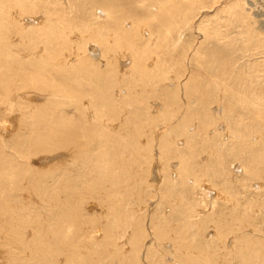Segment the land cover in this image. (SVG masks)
Wrapping results in <instances>:
<instances>
[{"label":"rangeland","instance_id":"rangeland-1","mask_svg":"<svg viewBox=\"0 0 264 264\" xmlns=\"http://www.w3.org/2000/svg\"><path fill=\"white\" fill-rule=\"evenodd\" d=\"M0 155V264H264V1L0 0Z\"/></svg>","mask_w":264,"mask_h":264},{"label":"bare ground","instance_id":"bare-ground-1","mask_svg":"<svg viewBox=\"0 0 264 264\" xmlns=\"http://www.w3.org/2000/svg\"><path fill=\"white\" fill-rule=\"evenodd\" d=\"M263 1H264V0H263ZM123 32H124V31H123ZM49 49H50V48H49ZM90 49H91V53H96V51H95L96 48H93V47H92V48H90ZM45 50H46V49H45ZM103 53H105L104 50H103ZM133 53H134V51H133ZM52 54H53V53H52ZM54 54H55V52H54ZM96 54H97V53H96ZM96 54H94V55H96ZM134 54H135V53H134ZM136 54H137V53H136ZM49 55H50V54H49ZM55 55H56V54H55ZM18 62H20V61H18ZM133 66H135V65L133 64ZM137 67H139V66H137ZM1 76H2V75H1ZM28 78H29V77H28ZM31 78H32V77H31ZM32 80H33V79H32ZM32 80H31V81H32ZM144 80H145V79H144ZM2 82H3V81H2ZM35 82H37V81H35ZM26 83H27V82H26ZM28 83H29V82H28ZM5 84H6V83H5ZM34 84H35V83H34ZM37 84H38V83H37ZM39 85H41V84H39ZM35 86H36V85H35ZM46 86H47L46 88H48V83H47ZM25 87H26V86H25ZM37 87H38V85H37ZM42 88H43V85H42ZM53 91H54V88H53ZM53 91H52V92H53ZM87 94H88V93H87ZM52 105H53V104H52ZM52 105H51V107H52ZM44 106H46V105H44ZM48 106H50V104H49ZM44 109H45V108H44ZM44 109H42V111H44ZM45 112H46V111H45ZM46 122H47V120H46ZM66 122H67V121H66ZM22 127H23V125H22ZM34 129H35V128H34ZM63 130H64V129H63ZM72 130H73V129H72ZM36 131H37V130H36ZM56 132H57V130H56ZM56 132H54V133H56ZM64 132H65V131H64ZM35 133H36V132H35ZM67 133H68V131H67ZM19 134H20V133H19ZM36 135H37V134H36ZM76 135H77V134H76ZM31 136H32V134H31ZM47 136H48V135H47ZM108 136L110 137V135H108ZM39 137H40V136H39ZM77 137H78V136H77ZM105 137H106V136H105ZM73 138H74V137H73ZM107 138H108V137H107ZM41 139H42V138H41ZM55 139H56V137H55ZM110 139H111V138H110ZM112 139H113V138H112ZM35 140H36V139H35ZM44 140H45V139H44ZM61 140H62V139H61ZM65 140L67 141V138H66ZM65 140H63V142H64ZM114 140H115V139H114ZM114 140H113V141H114ZM36 141H37V140H36ZM45 141H46V140H45ZM39 142H40V141H39ZM48 142H49V141H48ZM48 142H47V143H48ZM57 142H58V141H57ZM68 142H70V141H68ZM111 142H112V141H111ZM111 142H110V143H111ZM20 143H21V142H20ZM34 143H35V141H34ZM34 143H33V144H34ZM43 143H44V142H43ZM43 143L40 142V143H38V145L40 144V146H42ZM45 143H46V142H45ZM79 143H80V142H79ZM18 144H19V143H18ZM21 144H24V142H22ZM27 144H28V143H27ZM36 144H37V142H36ZM69 144H70V143H69ZM71 144H72V143H71ZM71 144H70V145H71ZM111 144H112V143H111ZM28 145H30V143H29ZM34 145H35V144H34ZM48 145H50V144H48ZM79 145H80V144H79ZM22 146H23V145H22ZM22 146H21V147H22ZM25 146H26V145H25ZM31 146H32V144H31ZM43 146H45V144H43ZM51 146H52V145H51ZM53 146H54V145H53ZM65 146H66V145H64V147H65ZM67 146H68V145H67ZM86 146H87V145H86ZM32 147H34V146H32ZM36 147H37V146H36ZM56 147H57V144H56ZM70 147H71V146H70ZM70 147H69V148H70ZM73 147H76V146H73ZM80 147H81V146H80ZM25 148H26V147H25ZM25 148H24V150H25ZM39 148H40V147H39ZM52 148H53V147H51V149H52ZM82 148H84V147H82ZM14 149H15V148H14ZM20 149H21V148H20ZM31 149H32V148H31ZM44 149H46V148L44 147ZM53 149H54V148H53ZM55 149H57V148H55ZM55 149H54V150H55ZM65 149H66V148H65ZM77 149H78V148H77ZM37 150H38V149H37ZM58 150H59V149H58ZM83 150L85 151V149H83ZM15 151H16V150H15ZM39 151H40V150H39ZM51 151H52V150H50V152H51ZM27 152H28V150H27ZM29 152H30V151H29ZM29 152H28V154H29ZM47 152H48V151H47ZM47 152H45V153H47ZM52 152H53V151H52ZM82 152H83V151H82ZM21 154H22L21 157H24V156H23V153H21ZM30 154L32 155V153H30ZM34 154H36V153H34ZM24 155H25V154H24ZM0 156H1V155H0ZM105 157H106V156H105ZM24 158H25V157H24ZM26 158H28V157H26ZM73 158H74V157H73ZM48 160H49V159H48ZM6 161H7V160H6ZM7 162H8V161H7ZM50 162H51V161H50ZM2 163L4 164V162H2ZM58 163H59V162H58ZM115 164H116V163H115ZM55 166H58V165H55ZM116 166H117V165H116ZM4 167H5V166H4ZM6 167H7V166H6ZM9 168H11V167H9ZM15 168H16V167H15ZM47 168H48V167H47ZM49 168H50V167H49ZM52 168H53V167H52ZM52 168H50V169L52 170ZM59 168H60V167H59ZM2 169L4 170V168H2ZM108 169H109V168H108ZM0 170H1V169H0ZM10 170L12 171V169H10ZM47 170H48V169H47ZM51 170H50V171H51ZM4 171H5V170H4ZM48 171H49V170H48ZM53 171H55V170H52V171L50 172V176H53V173H54ZM68 171H69V170H68ZM68 171H63V174H62L61 176H59V177H58V175H57V177H58L57 180H56V181H57V184H59L60 186H62V188H64L63 177L67 178L65 172H68ZM6 172H8V171H6ZM8 173H9V172H8ZM10 173H11V172H10ZM13 173H14V171H13ZM69 173H70V172H69ZM14 174H15V173H14ZM4 175H5V173H4ZM11 175H12V174H11ZM113 175H114V174H113ZM5 177H6V176H5ZM18 177H19V175H18ZM112 177H113V176H112ZM120 177H121V176H120ZM19 178H20V177H19ZM37 178H38V177H37ZM37 178H36V180H38ZM110 178H111V177H110ZM17 180H18V179H16L15 182H16ZM21 180H22V179H21ZM117 180H118V179H117ZM3 181H4V179H3ZM8 181H10V180H8ZM19 181H20V180H19ZM23 181H24V180H23ZM4 182H6V181H4ZM11 182H13V181L11 180ZM15 182H14V183H15ZM64 182H66V181H64ZM25 183H26V182H25ZM115 183H116V182H115ZM6 184H7V183H6ZM16 184H17V183H16ZM66 184H67V183H66ZM7 185H8V184H7ZM11 185H12V184H11ZM40 185H41V184H40ZM18 186H19V185H18ZM18 186H17V187H18ZM23 186H24V185H23ZM26 186H27V185H26ZM35 186H36V185H35ZM41 186H42V185H41ZM41 186H39V187L42 188ZM65 186H66V185H65ZM14 187H15V186H14ZM20 187H21V185H20ZM3 188H5V187H4V185H2V181H0V192L3 190ZM23 188H24V187H23ZM31 188H32V187H31ZM37 188H38V186H37ZM66 188H67V187H66ZM93 188H94V187H93ZM96 188H97V187H95V189H96ZM27 189H28V188H27ZM21 190H22V189H21ZM39 190H40V189H39ZM48 190L50 191L51 189H48ZM91 190H92V189H91ZM22 191H23V190H22ZM36 191H37V190H36ZM40 191H41V193H43L42 190H40ZM49 191H48V192H49ZM77 191H78V190H77ZM96 191H98V190L96 189ZM27 192H29V193H30V192H31V193L33 192V193H34V189L32 188V191L29 190V191H27ZM37 192H39V191H37ZM45 192H46V191L44 190V193H45ZM6 193H7V192H5V195H7ZM25 193H26V192H25ZM25 193H24V194H25ZM29 193H28V194H29ZM33 193H32V194H33ZM57 193H58V192H57ZM92 193H93V192H92ZM32 194H31V195H32ZM36 194H37V193H36ZM45 194H46V193H45ZM50 194H51V192H50ZM50 194H49V195H50ZM71 194H72V193H71ZM73 194H75V193H73ZM89 194H90V193H89ZM111 194H112V193H111ZM25 195H26V194H25ZM46 195H48V194H46ZM46 195H45V198L47 197ZM49 195H48V196H49ZM55 195H56V193H55ZM66 195L69 196L68 193H67ZM66 195H65V198H66ZM43 196H44V194H42V197H43ZM52 196H53V193H52ZM57 196H58V195H57ZM80 196H81V195H80ZM107 196H109V195H107ZM2 197H3V196L0 194V199H1V200H2ZM39 197H40V196H39ZM49 197H50V196H49ZM54 197H55V196L51 197V198H52L51 200L54 201V199H53ZM40 198H41V197H40ZM47 198H48V197H47ZM47 198H46V199H47ZM59 198H61V197H59ZM76 198H77V197H76ZM98 198H99V197H98ZM38 199H39V198H38ZM46 199H45V200H46ZM55 199H56V198H55ZM57 199H58V198H57ZM61 199H62V198H61ZM41 200H42V198H41ZM47 200H48V199H47ZM51 200H49V201H51ZM49 201H48V202H49ZM0 202H1V201H0ZM3 202H4V201H3ZM39 202H42V201H39ZM45 202H46V201H45ZM45 202H42V203H45ZM74 202H75L74 205H76V199H75V198H70V201H68V202H63V204H64V205L66 204V205H67V208H69L68 210L70 211V208L73 207V203H74ZM54 203H55V202H54ZM59 204H60V203H59ZM61 204H62V203H61ZM63 204H62V207L64 206ZM26 205H27V204H26ZM68 205H69V206H68ZM78 205H79V204H78ZM8 206H9V205H8ZM11 206H12V205H11ZM11 206H10V208H11ZM24 206H25V204H24ZM51 206H52V205L50 204L49 207H51ZM53 206H54V204H53ZM53 206H52V207H53ZM57 206H58V204H57ZM0 207H1V206H0ZM25 207H26V206H25ZM58 207H59V206H58ZM60 207H61V205H60ZM60 207H59V211L57 212L58 215H59L60 221L57 223V220H56V232H57V234L55 233L53 236L50 235V238H55L57 241H59V244H60V245H66V242H65L66 239H65L64 236H65L66 232H67L70 228H78L79 225H78V223H76V222L79 220V218H74V216L69 215V212H68V211H67V213L65 212L66 209H65V210L63 209V210H64V211H63L62 208H60ZM4 208H5V207H4ZM20 208H21V207H20ZM26 208H27V207H26ZM28 208H29V207H28ZM63 208H64V207H63ZM65 208H66V207H65ZM74 208H75V207H74ZM12 209H13V208H12ZM49 209H50V208H49ZM54 209H56V208H54ZM54 209H52V212L54 211ZM57 209H58V208H57ZM72 210H73V209H72ZM14 211L16 212L17 210H16V209H15V210L13 209V211L11 210V212H14ZM19 211H20V210H19ZM56 211H57V210H56ZM9 212H10V211H9ZM11 212H10V213H11ZM15 212H14V213H15ZM21 212H22V211H21ZM24 212H25V211H24ZM50 212H51V211H50ZM50 212H49V213H50ZM52 212H51V213H52ZM71 212H73V211H71ZM71 212H70V213H71ZM77 212H78V210H77ZM77 212H76V213H77ZM78 213H79V212H78ZM15 214H16V213H15ZM22 214H23V212H22ZM73 214H74V213H73ZM115 214H116V213H115ZM4 215L7 216V213L5 212ZM75 215H76V214H75ZM1 216H3V215H1ZM11 216H12V215H11ZM15 216H16V215H15ZM19 216H20V214H19ZM9 217H10V216H9ZM26 217H27V216H26ZM51 217H52V216H51ZM1 218H2V219H3V218L5 219L6 217H1ZM1 218H0V219H1ZM13 218H14V217H13ZM7 219H8V218H7ZM14 219H15V218H14ZM18 219H19V218H18ZM18 219H17L16 221H18ZM20 219H21V218H20ZM24 219H25V217H24ZM27 219H28V218H27ZM54 219H55V218H54ZM75 219H76L77 221H76ZM22 220H23V219H22ZM7 221H8V222H7ZM7 221H6V222L9 224V227H11V225H10V223H9V220H7ZM11 221H13V219H12ZM16 221L14 220L13 223L15 222V224H16ZM28 221H29V220H28ZM35 221H36V220H35ZM54 221H55V220H54ZM1 222H4V223H5V221H1ZM24 222H27L26 219H25V221H24V220L22 221V223H24ZM4 223H1L0 226L2 227V225H3ZM33 223H37V222H33ZM53 223H54V222H53ZM17 224H18V222H17ZM18 225H19V224H18ZM18 225H16V226H18ZM24 225H25V224H24ZM29 225H30V224H29ZM5 226L8 227L7 224H6ZM20 226H21V227L23 226V224L21 225V220H20ZM20 226H19V227H20ZM27 226H28V224H27ZM98 227H99V226H98ZM107 227H108V226H107ZM111 227H112V226H111ZM2 228H4V227H2ZM23 228H24V227H23ZM25 228H26V226H25ZM9 229H10V228H8V229L6 228V230H9ZM18 229H19V228H18ZM18 229H17V231H19ZM21 229H22V228H20V230H21ZM106 229H107V228H106ZM22 230H24V229H22ZM22 230H21V231H22ZM109 230H110V229H109ZM10 231H11V229H10ZM53 231H55V230H53ZM103 231H104V230H103ZM3 232H4V231H3ZM12 232H13V231H12ZM12 232H10V233H12ZM104 232H105V231H104ZM108 232H109V231H108ZM6 233H7V232H6ZM10 233H9V234H10ZM23 233H24V232H23ZM92 233H93V232H92ZM3 234H4V233H3ZM12 234H14L13 236H15V232H13ZM18 234H19V233H18ZM18 234H16V235H18ZM137 234H138V233H137ZM4 235H5V234H4ZM104 235H105V234H104ZM140 235H141V234H140ZM6 236H7V235H6ZM8 236H10V235H8ZM20 236H21V234H20ZM29 236H30V235H29ZM105 236H106V235H105ZM107 236H108V235H107ZM111 236H112V235H111ZM111 236H110V237H111ZM0 237H1V235H0ZM10 237H11V236H10ZM33 237H34V236H33ZM139 237H140V236H139ZM5 238H6V237H5ZM11 238H12V237H11ZM17 238H18V237H17ZM23 238H24V237H23ZM91 238H92V237H91ZM105 238H106V237H105ZM114 238H116V237H114ZM2 239H3V238H2ZM32 239H33V238H32ZM32 239H31V240H32ZM75 239H76V238H75ZM5 240H6V239H5ZM5 240H4V241H5ZM24 240H25V239H24ZM31 240H30V241H31ZM7 241H8V238H7ZM13 241H14V239H13ZM108 241H109V240H108ZM110 241H111V244H113V243H112V242H113L112 239H110ZM1 242H2V241H1ZM28 242H29V240H28ZM50 242H52V241H50ZM101 242H102V241H101ZM15 243H18V242L16 241ZM15 243H14V244H15ZM70 243H71V242H70ZM70 243H67V246H68V247H71V246H72V244H71V246H70ZM115 243H116V241H115ZM3 245H4V244L2 243V246H1V247H3ZM10 245H11V244H10ZM12 245H13V244H12ZM98 245H99V244H98ZM100 245H101V244H100ZM20 246H21V245H20ZM26 246H27V245H26ZM57 246H58V245H57ZM106 246H107V245H106ZM136 246H137V244H136ZM54 247H55V246H54ZM61 247H62V246H61ZM30 248H31V247H30ZM65 248H66V247H65ZM38 249H39V248H38ZM55 249H56V248H55ZM58 249H59V248H58ZM60 249H61V248H60ZM68 249H69V248H68ZM3 250H4V247H3ZM66 250H67V249H66ZM54 251H55V250H54ZM63 251H64V250H63ZM68 251H69V250H68ZM68 251H67V252H68ZM63 254H64V253H63ZM95 254H96V253H95ZM55 255H56V254H55ZM55 255H54V256H55ZM2 256H5V254L2 255ZM81 256H82V255H81ZM91 256H92V255H91ZM98 256H99V255H98ZM105 256H106V255H105ZM101 258H102V257H101ZM106 258H107V256H106ZM99 260H100V259H99ZM107 260H108V259H107ZM5 261H6V260H5ZM95 261H98L97 258H95ZM78 262H79V260L77 261V263H78ZM87 262H88V261H87ZM50 263H51V262H50ZM103 263H104V262H103ZM78 264H79V263H78Z\"/></svg>","mask_w":264,"mask_h":264}]
</instances>
